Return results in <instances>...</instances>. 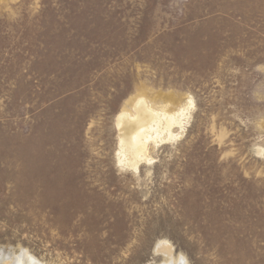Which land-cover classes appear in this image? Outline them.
Here are the masks:
<instances>
[{
  "label": "rangeland",
  "instance_id": "rangeland-1",
  "mask_svg": "<svg viewBox=\"0 0 264 264\" xmlns=\"http://www.w3.org/2000/svg\"><path fill=\"white\" fill-rule=\"evenodd\" d=\"M138 99L188 109L135 170ZM19 258L264 264V0H0V264Z\"/></svg>",
  "mask_w": 264,
  "mask_h": 264
},
{
  "label": "bare ground",
  "instance_id": "bare-ground-1",
  "mask_svg": "<svg viewBox=\"0 0 264 264\" xmlns=\"http://www.w3.org/2000/svg\"><path fill=\"white\" fill-rule=\"evenodd\" d=\"M138 100L134 107L135 114L123 110L118 115V128L121 131L119 161L135 170H138L143 162L151 159L149 153L154 144L166 138L171 139L179 136V133H174V129L179 127L183 131L185 109H188V107H182L178 112L170 114L165 112L166 108L162 107L161 110H156L144 99ZM35 259L29 258L28 261H24L23 258H19L15 263L40 264Z\"/></svg>",
  "mask_w": 264,
  "mask_h": 264
}]
</instances>
